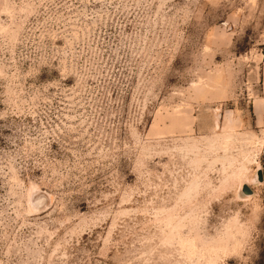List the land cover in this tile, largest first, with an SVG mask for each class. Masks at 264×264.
Listing matches in <instances>:
<instances>
[{
	"label": "rangeland",
	"instance_id": "1",
	"mask_svg": "<svg viewBox=\"0 0 264 264\" xmlns=\"http://www.w3.org/2000/svg\"><path fill=\"white\" fill-rule=\"evenodd\" d=\"M263 54L264 0H0V264H264Z\"/></svg>",
	"mask_w": 264,
	"mask_h": 264
},
{
	"label": "crops",
	"instance_id": "2",
	"mask_svg": "<svg viewBox=\"0 0 264 264\" xmlns=\"http://www.w3.org/2000/svg\"><path fill=\"white\" fill-rule=\"evenodd\" d=\"M259 80V92L250 98L249 107L254 127L264 140V54L261 59Z\"/></svg>",
	"mask_w": 264,
	"mask_h": 264
},
{
	"label": "water",
	"instance_id": "3",
	"mask_svg": "<svg viewBox=\"0 0 264 264\" xmlns=\"http://www.w3.org/2000/svg\"><path fill=\"white\" fill-rule=\"evenodd\" d=\"M241 190L244 193V195H246V196H249L252 194V191L245 184L242 186Z\"/></svg>",
	"mask_w": 264,
	"mask_h": 264
}]
</instances>
